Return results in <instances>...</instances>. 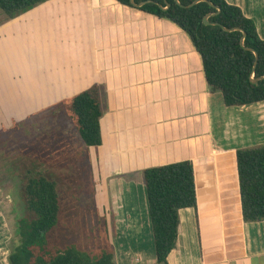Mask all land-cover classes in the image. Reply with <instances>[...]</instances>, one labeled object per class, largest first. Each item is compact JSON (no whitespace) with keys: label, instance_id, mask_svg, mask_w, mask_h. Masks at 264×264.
Here are the masks:
<instances>
[{"label":"crops","instance_id":"obj_1","mask_svg":"<svg viewBox=\"0 0 264 264\" xmlns=\"http://www.w3.org/2000/svg\"><path fill=\"white\" fill-rule=\"evenodd\" d=\"M227 1L264 39V0ZM92 86L102 112L92 190L104 216L114 210L103 242L112 247L109 232L141 255L112 247L115 264H158L143 170L183 160L194 165L197 207L180 209L168 264H264V220H243L236 160L264 143V100L225 105L185 30L117 0H47L0 20L2 129L68 115L63 100ZM64 120L55 136L82 143Z\"/></svg>","mask_w":264,"mask_h":264},{"label":"trees","instance_id":"obj_2","mask_svg":"<svg viewBox=\"0 0 264 264\" xmlns=\"http://www.w3.org/2000/svg\"><path fill=\"white\" fill-rule=\"evenodd\" d=\"M45 1L0 0V14L4 15L3 20H10ZM117 1L137 7L131 0ZM194 1L151 0L137 8L168 18L189 34L201 55L211 91L221 92L225 105L263 101L264 78L252 81V77H264V39L254 20L227 0H199L191 5ZM207 14H211L210 22L243 29L244 45L242 31H227L221 25L206 24ZM254 51L258 54L256 65ZM62 103L82 143L60 134L54 137L57 141L53 147H46V142H42L23 144L18 150L16 173L26 213L16 218L9 264H115V253L109 243L94 241L93 244L92 241L86 245L79 240L60 244L56 238L64 212L59 179L68 184L71 193H74L70 191L72 187H80L85 181L90 182L92 189L89 148L102 143L97 87L85 89ZM236 160L243 220H264V143L237 149ZM143 176L156 261L168 264L167 257L177 242L180 209L197 207L194 165L191 160H183L147 167Z\"/></svg>","mask_w":264,"mask_h":264},{"label":"rangeland","instance_id":"obj_3","mask_svg":"<svg viewBox=\"0 0 264 264\" xmlns=\"http://www.w3.org/2000/svg\"><path fill=\"white\" fill-rule=\"evenodd\" d=\"M3 18L4 15L0 14V20ZM5 113L0 111V116L5 117ZM61 113L58 111L56 114H49L48 121L38 123L39 125L22 121L20 124H13L6 131L0 127V143H2L0 145V264H9L8 257L13 244L15 221L19 215L23 216L26 213L20 180L16 173L18 169H16L15 159L18 150L23 144L46 142V147L55 146L57 139L54 136L58 134L60 128H57L53 122L54 120H57V123L64 122V117L66 120L68 118V115H61ZM47 123V127H43ZM59 183L64 204L62 219L56 230V238L59 243L65 244L80 240V244L84 242L88 245L92 241L93 244H95L94 241H97V244H102L105 240V225L109 219H113L111 213L114 210L105 209L106 216L103 215L100 200L97 199L96 194L91 193L92 189L88 181H85L80 187L79 185L71 189L69 187L70 191H74V193L69 192L68 184L63 179L60 178ZM108 236L113 248H119V252H129L133 257L138 255L141 258L139 249L131 246L132 241L117 242L115 235H110L109 232Z\"/></svg>","mask_w":264,"mask_h":264},{"label":"water","instance_id":"obj_4","mask_svg":"<svg viewBox=\"0 0 264 264\" xmlns=\"http://www.w3.org/2000/svg\"><path fill=\"white\" fill-rule=\"evenodd\" d=\"M151 0H147V1H143V2H141V3H135V1L134 0H131V3L133 4V5H135V6H137V7H141L142 5H144L145 3H147V2H150ZM199 0H195L191 5H193V4H195V3H197ZM177 2L179 3V0H177ZM190 5V6H191ZM166 8V7H165ZM217 10H218V12L220 11V8L219 7H217ZM210 15L211 14H207L205 17H204V22L206 23V24H214V25H221L220 23H218V22H210L209 20H208V18L210 17ZM225 30H227V31H232V30H240V31H242L243 32V37H242V39H241V43H242V45H244V38H245V35H246V33H245V31L243 30V29H241V28H238V27H235V28H227V27H225V26H223V25H221ZM255 52V51H254ZM255 56H256V61H255V65H256V63H257V60H258V54L255 52ZM264 77H260V78H253L252 77V81L253 82H257L258 80H260V79H263Z\"/></svg>","mask_w":264,"mask_h":264}]
</instances>
